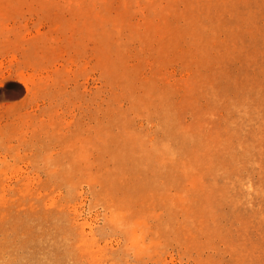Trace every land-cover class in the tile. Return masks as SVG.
Wrapping results in <instances>:
<instances>
[{"label": "rangeland", "instance_id": "rangeland-1", "mask_svg": "<svg viewBox=\"0 0 264 264\" xmlns=\"http://www.w3.org/2000/svg\"><path fill=\"white\" fill-rule=\"evenodd\" d=\"M0 264H264V0H0Z\"/></svg>", "mask_w": 264, "mask_h": 264}, {"label": "bare ground", "instance_id": "bare-ground-1", "mask_svg": "<svg viewBox=\"0 0 264 264\" xmlns=\"http://www.w3.org/2000/svg\"><path fill=\"white\" fill-rule=\"evenodd\" d=\"M10 95H11V94H10ZM10 95L8 94V95H5V96H3V95H0V96H1V97H6V96L8 97V96H10Z\"/></svg>", "mask_w": 264, "mask_h": 264}]
</instances>
